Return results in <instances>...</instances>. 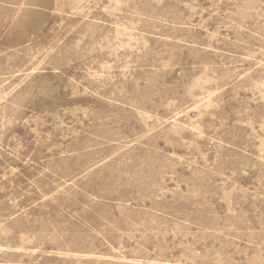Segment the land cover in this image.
Segmentation results:
<instances>
[{
    "label": "rangeland",
    "instance_id": "374dc122",
    "mask_svg": "<svg viewBox=\"0 0 264 264\" xmlns=\"http://www.w3.org/2000/svg\"><path fill=\"white\" fill-rule=\"evenodd\" d=\"M0 264H264V0H0Z\"/></svg>",
    "mask_w": 264,
    "mask_h": 264
}]
</instances>
